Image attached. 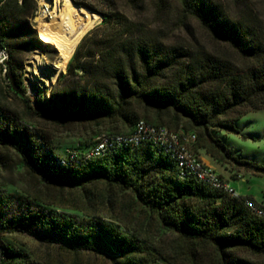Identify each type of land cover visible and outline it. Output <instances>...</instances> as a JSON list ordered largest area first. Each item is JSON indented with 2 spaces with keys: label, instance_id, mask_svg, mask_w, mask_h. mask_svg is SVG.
Here are the masks:
<instances>
[{
  "label": "trees",
  "instance_id": "obj_1",
  "mask_svg": "<svg viewBox=\"0 0 264 264\" xmlns=\"http://www.w3.org/2000/svg\"><path fill=\"white\" fill-rule=\"evenodd\" d=\"M73 2L102 20L82 37L65 72L41 98L24 96L20 74L26 49L48 48L56 55L51 43L28 36L26 21L35 3L7 0L0 8V47L8 52L3 80L30 114L54 124L97 129L95 138L127 134L140 120L182 130L196 136L191 146L196 156L206 155L219 165L230 161L264 176V166L233 157L221 139L238 133L234 123L243 115L264 109V18L242 0H233L235 12L221 0H177L183 27L189 31L184 19H192L214 42L227 46L235 61L158 36L143 10L151 3L161 17L170 0ZM93 143L58 156L45 133L0 106V146L17 151L46 189L79 190L83 199L82 206L63 212L38 196L1 201L0 194V236H30L102 256L110 264H172L151 238L128 226V212L154 220L173 235L180 254L191 262L199 249L209 247L217 264H264V219L244 201L264 208L261 203L182 176L176 162L149 142L86 158ZM99 206L109 214H101ZM0 264L34 263L25 252L0 244Z\"/></svg>",
  "mask_w": 264,
  "mask_h": 264
},
{
  "label": "rangeland",
  "instance_id": "obj_2",
  "mask_svg": "<svg viewBox=\"0 0 264 264\" xmlns=\"http://www.w3.org/2000/svg\"><path fill=\"white\" fill-rule=\"evenodd\" d=\"M70 1L77 6L73 0ZM221 1L225 5H228L231 10L236 11V5L233 3V0ZM242 1L264 18V0ZM84 2L95 4L94 0H84ZM170 2L171 7L161 17L155 14L151 3L146 5L143 10V15L153 23L152 27L158 36L168 43L225 56L237 61V57L227 46L214 42L192 19H184V22L190 25V30H186L182 25L183 19L178 14L177 0H170ZM34 3L35 7L26 21V30L30 38H35V40L41 42L39 40L40 36L37 33L39 22L35 20L38 17V4L35 1ZM119 4L123 5L122 2ZM90 12L93 15H98L99 18H97L88 31L99 25L102 20L99 14ZM127 14L129 16L133 15L128 10ZM50 46L55 50L56 55H53L48 48L33 47L26 49L21 56L22 69L20 70V74L22 88L24 96L28 98H36L37 95L41 98L44 93L48 97L47 89L54 84L59 72H65L66 70L67 62L65 63V56L53 43ZM76 47L72 50V54ZM3 78L0 72V106L12 112L29 128L45 133L50 139L55 154L65 156L71 151H76L75 148L78 146L82 148L90 146L95 140V136L92 133L97 129L54 124L37 115L35 116V114H30L26 108L25 101L10 91ZM234 125L238 133H228L221 138L225 146L231 151L230 154L233 157L249 160L264 166V109L246 113L235 121ZM0 157V194L3 196L1 201L11 200L13 196L16 197L17 195L28 199L31 196H38L43 198L44 202L53 205L54 208H58L59 210L74 206L75 204L78 207L82 206L83 199L79 190L64 189L61 192L57 189H46L43 187L41 182L31 175L25 166L23 157L17 151L9 147L4 148L0 146ZM211 168L224 180L230 182L232 187L238 192L242 194H246L247 192L252 193L260 198L261 200L259 201L264 206V176H258L255 172L249 171V169L238 166L230 161L228 163H221V165L214 164ZM128 200L129 198L126 197L123 200V205ZM65 210L63 212H67ZM98 210L103 215L109 214L102 206H99ZM124 220L128 223V226H134L142 234L151 238L161 251L168 254L166 257H168L172 264H217L216 254L209 247L199 249L196 262H191L190 259L180 254L178 249L179 243L176 242L175 237L161 231L154 220H146L144 215L126 212ZM0 244L9 245L25 252L34 264H110L102 256L88 252L77 253L59 248L53 244L47 245L30 236L17 233L0 236ZM243 255L248 259H255L250 255Z\"/></svg>",
  "mask_w": 264,
  "mask_h": 264
},
{
  "label": "built area",
  "instance_id": "obj_3",
  "mask_svg": "<svg viewBox=\"0 0 264 264\" xmlns=\"http://www.w3.org/2000/svg\"><path fill=\"white\" fill-rule=\"evenodd\" d=\"M6 1L0 0V8ZM18 1L21 2V0ZM34 1L38 4L37 14L39 15L43 12V8L39 5V0ZM7 60V49L0 47V70L3 77L6 72ZM195 140L196 136L193 133H184L182 130L172 131L165 126H157L140 120L127 134H101L96 137L85 157H99L112 149L134 148L144 142H149L176 162L182 176L191 175L198 181L206 183L228 196L237 197V192L229 182L220 177L214 169L193 153L191 146ZM244 204L255 216L264 219L263 207L249 199H246Z\"/></svg>",
  "mask_w": 264,
  "mask_h": 264
},
{
  "label": "bare ground",
  "instance_id": "obj_4",
  "mask_svg": "<svg viewBox=\"0 0 264 264\" xmlns=\"http://www.w3.org/2000/svg\"><path fill=\"white\" fill-rule=\"evenodd\" d=\"M43 12L38 15L37 33L42 40L53 43L65 56V63L82 37L99 18L70 0H39Z\"/></svg>",
  "mask_w": 264,
  "mask_h": 264
},
{
  "label": "crops",
  "instance_id": "obj_5",
  "mask_svg": "<svg viewBox=\"0 0 264 264\" xmlns=\"http://www.w3.org/2000/svg\"><path fill=\"white\" fill-rule=\"evenodd\" d=\"M200 158L208 165V166H210V167H213V165H214V163L211 161V159L208 157V156H206V155H201L200 156ZM229 184H230V182H229ZM231 185V184H230ZM232 186V185H231ZM233 189L237 192V194L238 195H240V196H248V197H252L254 200H256L257 202L259 201V200H261L260 198H258L257 196H255V195H253L252 193H246V194H242V193H240V192H238L234 187H233ZM259 203H261V204H263L261 201H259Z\"/></svg>",
  "mask_w": 264,
  "mask_h": 264
},
{
  "label": "water",
  "instance_id": "obj_6",
  "mask_svg": "<svg viewBox=\"0 0 264 264\" xmlns=\"http://www.w3.org/2000/svg\"><path fill=\"white\" fill-rule=\"evenodd\" d=\"M35 20L37 21V20H38V18H35Z\"/></svg>",
  "mask_w": 264,
  "mask_h": 264
}]
</instances>
